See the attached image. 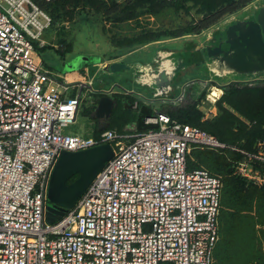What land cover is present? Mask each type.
<instances>
[{"label": "built area", "instance_id": "built-area-1", "mask_svg": "<svg viewBox=\"0 0 264 264\" xmlns=\"http://www.w3.org/2000/svg\"><path fill=\"white\" fill-rule=\"evenodd\" d=\"M50 27L33 0H0V264H214L222 182L205 169L188 171L186 159L192 148L227 147L160 111L144 118L142 132L64 133L86 93L107 92L34 64L32 42L41 48ZM104 144L112 158L63 217L46 223L60 153ZM241 153L242 176L254 161L264 164L261 151Z\"/></svg>", "mask_w": 264, "mask_h": 264}, {"label": "trees", "instance_id": "trees-1", "mask_svg": "<svg viewBox=\"0 0 264 264\" xmlns=\"http://www.w3.org/2000/svg\"><path fill=\"white\" fill-rule=\"evenodd\" d=\"M254 0H33L51 19V26L71 22L77 11L100 16L110 25L133 22L135 33L115 41L119 49H133L152 43L199 35L225 17L244 9ZM166 11L182 14L189 19L174 27H155L156 19ZM202 91L185 97L176 104L161 106L172 121L207 132L223 143L221 151L192 148L186 159L187 170L205 169L221 179L219 210V239L214 264H264V187L236 173V164L244 161L241 153L264 156V87L254 82H234L221 88L222 95L215 103L217 114L206 119L200 103L211 94ZM102 96H99L100 98ZM114 106L107 130L123 124L137 123L155 113L146 109L142 118L121 111L119 101ZM96 108L90 107L87 116ZM92 119V118H91ZM98 126V123H97ZM97 126L94 134L97 135ZM145 126V125H144ZM149 129L145 127L146 131ZM258 143H263L258 148ZM254 170L264 172V164L254 161ZM77 175L67 181V185Z\"/></svg>", "mask_w": 264, "mask_h": 264}, {"label": "rangeland", "instance_id": "rangeland-1", "mask_svg": "<svg viewBox=\"0 0 264 264\" xmlns=\"http://www.w3.org/2000/svg\"><path fill=\"white\" fill-rule=\"evenodd\" d=\"M253 2L255 6L238 13L239 15L236 14V17H233L228 23L226 21L220 30H211L209 36L205 37L206 42L202 45H198L194 41H199L201 38L191 37L180 43H170L169 40H166L133 49H119L114 46L116 40L130 37L135 33L133 22L110 25L104 22L100 16L87 11H77L71 22L52 25L44 32L41 38L43 43L41 48L38 41H33L34 49L30 57L34 64H40L44 69L60 76H75L83 80L93 77L94 87L96 89L100 87L105 92L113 87V84L114 87H122L116 82L122 85L127 83L129 86H125V89L128 92L117 89V91L103 93V96H107L113 101H119L121 103L120 112L129 111L142 118L141 115L145 114L146 109L153 110L154 108L156 111H160L161 106L176 104L183 97L184 100L185 97L190 96L187 94L181 99L176 97L180 85L177 83L178 81L173 80V77H177L181 68L184 67V60H190L194 55H201L203 57L201 63L203 61L211 63L216 57L229 56L234 44H243V47L246 48L255 41L260 44L257 54L260 51L264 52V27L260 26L255 19L258 16L261 1L254 0ZM245 17L253 18L251 20L253 24L243 32L238 28L240 24L243 27L244 23L241 20ZM188 19L182 14L166 11L156 19L151 18L150 20L155 27H174ZM229 31L232 36H228ZM218 37H223V42L218 43L216 40ZM228 37H231L230 41H228ZM182 42L185 44L187 42L186 51H169V46L178 47ZM234 59L236 57L229 58V64L225 63V66H232L231 62ZM259 64L264 65V54L261 56ZM252 66L254 67L253 64ZM258 73H262L260 76H264V70ZM260 79H251L250 82ZM184 82H187L185 87L199 84V81L189 78ZM210 85L211 83H204L202 90H206ZM216 90V88L211 90L210 96L208 95L206 98L207 101L210 99L211 102H215V98L212 96L217 94ZM130 91L132 93H129ZM206 100L204 98L201 101L200 109L203 111L204 117L208 119L211 118V114L208 111L209 106ZM96 101V96L86 93L75 122L66 128L64 133L88 137L89 131L97 126L96 121L87 116V112L91 106L95 105ZM135 104H137L136 108H134ZM145 127L142 119L137 123L123 124L120 130L127 133L142 132Z\"/></svg>", "mask_w": 264, "mask_h": 264}, {"label": "water", "instance_id": "water-1", "mask_svg": "<svg viewBox=\"0 0 264 264\" xmlns=\"http://www.w3.org/2000/svg\"><path fill=\"white\" fill-rule=\"evenodd\" d=\"M235 45L237 48L235 54L238 53L244 57L241 67L246 60V63L250 64L249 71H254V69L264 70V65L259 64L264 52L260 51L257 54V50L260 47L258 42L255 41L246 48L243 47V44ZM232 57L234 56L229 55L225 59ZM114 106L115 103L111 98L107 96L99 98L96 108L91 114V118L98 122V132L108 128ZM112 156L113 151L108 144L79 152H61L53 166L47 187L45 222L52 224L63 217L78 201L95 176ZM75 175H77V179L67 185V181Z\"/></svg>", "mask_w": 264, "mask_h": 264}, {"label": "crops", "instance_id": "crops-1", "mask_svg": "<svg viewBox=\"0 0 264 264\" xmlns=\"http://www.w3.org/2000/svg\"><path fill=\"white\" fill-rule=\"evenodd\" d=\"M260 1H261V4H260V7L258 8V16L255 19L258 21L260 26L264 27V0H260ZM252 6H255L254 2L247 5L246 6L247 8L245 7L244 9L238 11L237 13L225 17L224 19H222L221 21H219L218 23L213 25L211 28L201 32L199 35H187V36H183V37L178 38V39L169 40V42L170 43H175V42L180 43L181 41H183L185 39H188L191 37H198L201 39L199 41L198 40H194V41L198 45H200V44L202 45V43L206 42L205 37L209 36V33L211 30L212 31H213V29H214V31H215V29L220 30V28L226 24V21L228 23L229 21H231L233 19V17H236V14L242 13L243 11H245L246 9H249ZM251 20H253V18H247V17L243 18L241 20L244 23L243 27H242V24H240V27L238 29H240V31L245 32L247 27L253 24L251 22ZM211 35H212V33L210 34V36ZM228 36H232L231 31H229ZM230 39H231V37H228V41H230ZM216 40H218V43H221V42H223V37L222 38L218 37V38H216ZM213 41H215V39H213ZM152 44H154V43H152ZM186 48H187V42H186V44L184 42H182L181 44H179L178 47L169 46L168 49L171 52H182V51H186ZM236 51H237V48L235 45L232 49L230 56L235 55L234 57H236V59H234V61L231 62L232 66H228V67L225 66V63L229 64V58L224 59V60L222 59V58H225L227 55L221 56V57H216V58H214V60L211 63H208L207 61H203V63H201L202 59H203V57L201 55L200 56L194 55L190 60H187V61L184 60L185 65H183L184 67L181 68V71L178 73L179 75H177V77H173L174 78L173 80L178 81L177 83H179V85H180V88L177 91L178 94L176 97H180V99H181V97H183L187 94L190 95L187 97H193L195 95H198L202 91H207V93H208L211 88H216L217 94H214V96L211 95L212 97L215 98V102H211L210 99H208V101H207L206 97H205L206 103L209 106L208 111L211 114V117H214L217 114V111L215 108V103L220 98V96L222 95L221 88L223 86L228 85L230 83H234V82H250V81H252L251 79H259V78L262 79V78H264V76H260L262 73L261 74L258 73L262 70L254 69V72L249 71L248 69H250V67H249L250 64L246 63V60L244 61L245 63L243 64V66L241 67L243 58L239 54H235ZM42 68H44V67H42ZM64 77L68 78V81L70 83H80V84L84 85V87H90L94 91H102L103 90L100 87H97V89L94 87V84L92 82L93 77L89 80H83L80 77H75V76H64ZM187 78L194 79V81H199V84H197L196 86L185 87V86H187V82H184V80H186ZM204 83H211V85L206 90H202L203 89L202 86L204 85ZM116 84H118L122 87H120V88L114 87L115 85L113 84V87H111L109 90H107V92L117 91V89H121L122 91H127L125 89V86H127V87L129 86V85H127V83L122 85V84L116 82ZM129 93H132V91H130ZM67 95L73 96L74 92L73 91L69 92ZM183 98H182V100H183ZM98 100H99V98L96 101V105L98 103ZM182 100H180V102ZM153 111L156 112V110L154 108H153ZM206 116L208 117L207 114H206ZM256 171L257 170H254V167L252 166V173L253 174L250 172L249 169H247L248 176H242V175L241 176L252 181V182H254L258 186L264 187V172L262 174H260L258 171L257 172L259 175V177H258L254 174ZM238 175H240V174H238ZM218 224H219V218H218ZM218 233H219V225H218Z\"/></svg>", "mask_w": 264, "mask_h": 264}, {"label": "bare ground", "instance_id": "bare-ground-1", "mask_svg": "<svg viewBox=\"0 0 264 264\" xmlns=\"http://www.w3.org/2000/svg\"><path fill=\"white\" fill-rule=\"evenodd\" d=\"M238 54V53H237ZM242 57V56H241ZM179 75V74H178Z\"/></svg>", "mask_w": 264, "mask_h": 264}, {"label": "flooded vegetation", "instance_id": "flooded-vegetation-1", "mask_svg": "<svg viewBox=\"0 0 264 264\" xmlns=\"http://www.w3.org/2000/svg\"><path fill=\"white\" fill-rule=\"evenodd\" d=\"M98 122H96V124H97Z\"/></svg>", "mask_w": 264, "mask_h": 264}]
</instances>
